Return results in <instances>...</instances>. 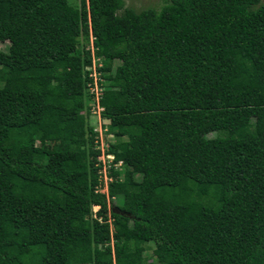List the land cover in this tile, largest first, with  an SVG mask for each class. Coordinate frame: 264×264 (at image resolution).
<instances>
[{
	"label": "trees",
	"instance_id": "obj_1",
	"mask_svg": "<svg viewBox=\"0 0 264 264\" xmlns=\"http://www.w3.org/2000/svg\"><path fill=\"white\" fill-rule=\"evenodd\" d=\"M260 1L0 0V264H264Z\"/></svg>",
	"mask_w": 264,
	"mask_h": 264
},
{
	"label": "rangeland",
	"instance_id": "obj_2",
	"mask_svg": "<svg viewBox=\"0 0 264 264\" xmlns=\"http://www.w3.org/2000/svg\"><path fill=\"white\" fill-rule=\"evenodd\" d=\"M124 5L126 8H131L134 11H140L145 8H155L159 9L161 5L164 3V0H123ZM261 3H264V0L260 1ZM72 3L77 4L78 0H72ZM79 42L81 45L84 44L85 47H88V49L91 51L92 50V45H91V39L92 36L90 34V31L84 33L82 32L79 35ZM8 48V42L7 41H0V50L1 51H6ZM94 65L98 64L101 65L100 62H96L94 59L92 62ZM118 64L117 60H113L112 62V67ZM93 69V66H90ZM89 84H86L85 91L86 93L84 94V101L85 105L82 111V114L86 118L87 125H89L92 129V131L95 132L94 135V147L95 149H98L99 154L96 156V159H104L105 160V154L107 153L108 156L112 155V153L105 152L106 148L108 147L109 144L114 143L115 141V135L112 130H108V120L103 118L100 115L101 110L99 109V106L95 100V97L101 94V91L103 89L102 82H104L100 72H97L95 75V83L92 82V80H87ZM86 82V83H87ZM100 89V92L98 93ZM97 91V92H95ZM93 95V96H92ZM213 136V133H209L208 137ZM96 140V142H95ZM101 147V148H100ZM111 169V168H110ZM110 169L108 170L110 172ZM117 170H122V168L117 169ZM99 171V181L100 185L97 187V190L99 192H106V182L109 181V173L106 172V170L101 168L98 170ZM107 176V177H106ZM109 176V177H108ZM118 179L122 178V175H118ZM113 203L116 204H121L122 198L121 195H115L112 197ZM97 206H92V214L96 211ZM108 222L110 219L107 220ZM130 225V223H129ZM109 230L112 231V225L109 223ZM112 243V240H110V244ZM153 244L151 242H148L145 244V249L142 251V256L144 257V262L145 263H151V264H156L155 262V257L152 255V250Z\"/></svg>",
	"mask_w": 264,
	"mask_h": 264
},
{
	"label": "built area",
	"instance_id": "obj_3",
	"mask_svg": "<svg viewBox=\"0 0 264 264\" xmlns=\"http://www.w3.org/2000/svg\"><path fill=\"white\" fill-rule=\"evenodd\" d=\"M96 60V62L98 61V59H95ZM93 62V61H92ZM98 65V64H97ZM91 66H93V69H92V67H87V69H89L90 70V72H88V78L90 79V80H92V82L93 83H95V75H96V73H97V71L95 70V65L92 63V65ZM86 84H89V82H87ZM95 92H97V91H95ZM100 92V89H99V91H98V93ZM93 96V95H92ZM98 98V95L95 97V100H96V102H97V99ZM100 109V108H99ZM95 142H96V140H95ZM101 148V147H100ZM105 160L104 159H98L99 161H100V163L102 164L101 165V170L102 169H104V170H106V172L108 173V167L111 165V164H113V166L114 167H118L119 165H121V161L120 160H117L116 162H112V160H113V156L112 155H110V156H108V154L106 153L105 155ZM107 177V176H106ZM110 180V179H109Z\"/></svg>",
	"mask_w": 264,
	"mask_h": 264
},
{
	"label": "clouds",
	"instance_id": "obj_4",
	"mask_svg": "<svg viewBox=\"0 0 264 264\" xmlns=\"http://www.w3.org/2000/svg\"><path fill=\"white\" fill-rule=\"evenodd\" d=\"M103 90V89H102ZM101 94H102V91H101ZM101 94L98 96V100H97V104H98V106H99V108H100V110H102V107L99 105V103H98V101H99V98H100V96H101Z\"/></svg>",
	"mask_w": 264,
	"mask_h": 264
}]
</instances>
